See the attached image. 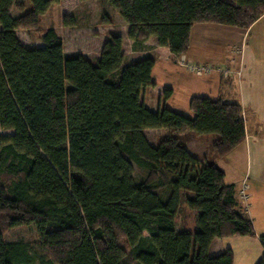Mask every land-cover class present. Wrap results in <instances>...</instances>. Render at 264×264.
I'll list each match as a JSON object with an SVG mask.
<instances>
[{"label":"trees","instance_id":"obj_1","mask_svg":"<svg viewBox=\"0 0 264 264\" xmlns=\"http://www.w3.org/2000/svg\"><path fill=\"white\" fill-rule=\"evenodd\" d=\"M98 1L133 46L154 38L174 56L186 53L196 24L246 30L264 14V0ZM60 2L73 0H0V130L12 132L0 136V264L31 260L26 246L5 241L3 225L35 227L41 264H233L230 250L211 256V244L253 237V224L223 172L185 147L213 135L210 151L223 159L243 145L240 104L194 97L192 118L149 111L141 93L155 86L153 59L125 65L122 37L111 34L97 59L64 57L55 30L40 27ZM100 23L112 19L103 13ZM61 24L77 26L75 12L63 11ZM17 30L40 33L43 46L24 47ZM171 94L165 88L163 101ZM147 130L166 135L152 145ZM181 203L197 214L193 233L176 230Z\"/></svg>","mask_w":264,"mask_h":264},{"label":"crops","instance_id":"obj_2","mask_svg":"<svg viewBox=\"0 0 264 264\" xmlns=\"http://www.w3.org/2000/svg\"><path fill=\"white\" fill-rule=\"evenodd\" d=\"M94 1L100 4L98 0L85 2L73 0V3L75 7H79ZM61 5L60 2L51 6L49 12L42 17L41 26L56 25L50 17L54 8ZM101 7L112 19L110 26H123L125 30V23L110 7L102 5ZM137 48H139L138 53L142 51L141 55L127 60L125 65L144 57L153 59L151 78L155 86L141 93V100L149 111L157 112L162 108L173 111V107L169 105L170 100L176 91L183 92V89L188 93L183 111L191 118L193 114L189 110V101L194 97L223 99L225 102L240 104L241 117L245 125L243 145L235 148L223 159L215 158L213 155L212 158L204 156L199 149L202 136H193L185 148L195 159L199 161L207 159L223 172L225 184L235 188L236 201L241 182L245 179L247 182H252L248 190L251 189L256 196L258 193L262 194L264 191V14L246 30L214 24L194 25L190 30L187 51L181 56H174L167 48L159 47L154 38H150ZM157 64L164 67L162 73H165L169 79L165 80L156 75L154 71ZM191 64L208 68L210 71L207 74L197 75L187 69ZM218 70L229 72V78H222ZM237 73L240 75L237 76ZM165 88H170L172 94L169 99L163 101L160 98ZM163 136H165L164 132L161 131L160 137ZM226 161L228 164L223 167ZM247 201L245 206L237 203L240 211L244 212L252 222L254 236L215 239L209 250L211 256L230 250L233 264H257L261 260L264 250L259 238L264 233L257 230L254 218L251 219L254 214L250 212L248 215Z\"/></svg>","mask_w":264,"mask_h":264},{"label":"rangeland","instance_id":"obj_3","mask_svg":"<svg viewBox=\"0 0 264 264\" xmlns=\"http://www.w3.org/2000/svg\"><path fill=\"white\" fill-rule=\"evenodd\" d=\"M20 2H24V0H20ZM74 3L69 4L68 6L55 7L54 12L51 13V19L56 24L55 26H40L42 30H45L49 27H52L56 34L61 38L63 45V56L66 58L74 57V56H82L88 60H94L98 58L100 49L107 39V37L111 35H121L123 40V54L127 63V60L137 58L141 55L142 51L138 53L139 48L137 46H133L131 42H129L126 38V26L125 30L123 26H110L104 27L100 26V21L102 19L103 13L101 5L97 2H90L82 4L79 7H75ZM68 10L69 14L75 12L77 18V26L74 28H64L61 24L60 14L63 11ZM17 15L16 10L13 11V16ZM62 15V14H61ZM110 17V16H109ZM116 18V17H114ZM118 18V17H117ZM117 19H115L116 21ZM47 21V19H46ZM45 21V22H46ZM44 22V24H46ZM110 28V29H109ZM16 37L18 41L26 48H37L42 47L43 44L40 40V33L34 32H26L24 30H17ZM164 67L160 64H157L155 67L156 75L160 76L162 79H169L165 73H162ZM226 71V70H223ZM219 75L222 78H229V72L225 74L222 71H218ZM181 90V89H180ZM163 96V94H162ZM188 98V93L183 89V92L176 91L175 95L172 96L170 100V107H173V111L179 113L182 116L189 117L188 114L183 111L185 108L186 99ZM160 100H163L161 97ZM226 101H228L226 99ZM173 105V106H172ZM169 108V106H167ZM178 109V110H177ZM161 131L166 132L164 130H147L145 132V136L147 140L154 144L160 137ZM12 135L11 131H2L0 130V136H10ZM202 141L200 142L199 149L204 156L212 158V153L210 151L211 144L214 140L213 135H205L202 136ZM228 164V161L224 163V166ZM221 166V164H219ZM143 173L133 165V180L135 182L140 181L143 177ZM243 182L251 186L252 182H247V180H243L240 185V189L242 188ZM238 191V192H239ZM237 192V202L240 204V198L238 197ZM248 215L249 213H253L251 219L254 218L255 225L257 230L261 233H264V191L258 193L257 196L252 193V190H248ZM241 205V204H240ZM242 206V205H241ZM196 212L190 211L184 203H181L179 206L176 218H175V226L178 231L190 232L193 233L198 230L196 225ZM2 236L7 243L11 244H21L27 247L26 251L28 256L31 258L29 264H41L39 263L33 256V248L34 244L37 242V233L36 229L33 225L22 226L17 228H7L5 225L1 227ZM264 236V234H261Z\"/></svg>","mask_w":264,"mask_h":264},{"label":"built area","instance_id":"obj_4","mask_svg":"<svg viewBox=\"0 0 264 264\" xmlns=\"http://www.w3.org/2000/svg\"><path fill=\"white\" fill-rule=\"evenodd\" d=\"M187 69L189 70V71H191V72H193V73H195V74H197V75H200V74H207L209 71H210V69H208V68H205V67H202V66H197V65H195V64H191V65H189V66H187ZM218 71H222V73H224L225 75L224 76H226L227 74H226V72L227 71H223V70H218ZM228 73V72H227ZM240 74L239 73H237V76H239ZM248 185L245 183V182H243V185H242V188H241V190L238 192V197L240 198V201H241V205L242 206H245V203H246V201L248 200Z\"/></svg>","mask_w":264,"mask_h":264}]
</instances>
